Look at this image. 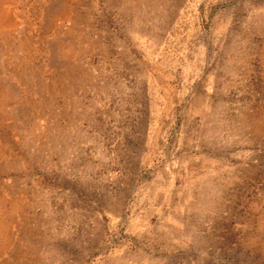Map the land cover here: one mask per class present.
Instances as JSON below:
<instances>
[{
    "label": "rangeland",
    "instance_id": "obj_1",
    "mask_svg": "<svg viewBox=\"0 0 264 264\" xmlns=\"http://www.w3.org/2000/svg\"><path fill=\"white\" fill-rule=\"evenodd\" d=\"M0 264H264V0H0Z\"/></svg>",
    "mask_w": 264,
    "mask_h": 264
}]
</instances>
